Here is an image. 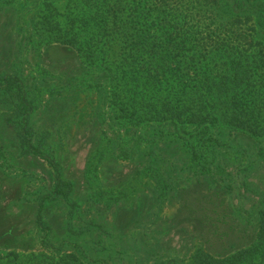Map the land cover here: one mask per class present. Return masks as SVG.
I'll use <instances>...</instances> for the list:
<instances>
[{
  "label": "rangeland",
  "instance_id": "1",
  "mask_svg": "<svg viewBox=\"0 0 264 264\" xmlns=\"http://www.w3.org/2000/svg\"><path fill=\"white\" fill-rule=\"evenodd\" d=\"M195 1L233 37L203 69L231 68L242 128L214 124L145 0H0V264H264V0H218L220 19Z\"/></svg>",
  "mask_w": 264,
  "mask_h": 264
},
{
  "label": "trees",
  "instance_id": "2",
  "mask_svg": "<svg viewBox=\"0 0 264 264\" xmlns=\"http://www.w3.org/2000/svg\"><path fill=\"white\" fill-rule=\"evenodd\" d=\"M218 0H204L205 5H210L208 8L204 9L205 12L208 10H211L212 14L216 18L220 17V11L218 10ZM145 5L147 7V13L149 15V18L153 22V25H155L156 29H158L159 32H161V46L166 47L167 49H170L172 52H175L174 56L172 57V60L176 59L177 56L184 57L191 54V57H187L186 64L188 65L185 70L187 73L194 74L195 76L199 77V82L205 77L207 79H203V86L205 84L207 86V92L212 97L211 101L213 102L212 109L214 110V113L220 114V117L215 116L213 119L214 124H223L228 123L229 125L233 126L234 128H242V124L240 126L241 117L237 114V111H239V108H234L233 112L231 111L232 107L228 104L226 105V97L229 94H232L236 92V90L239 88L238 83L234 79H232L231 74V68L230 67H214L212 69H209V71H205L203 69V61L206 59V55H208L207 59L209 58H223L221 55L223 52L230 50H233L231 43L229 40H231L232 36H227L226 41L216 39L220 38L219 36L221 34H228L222 33V28L218 26L215 31L212 29H207L206 26H204V20L200 22L202 18L196 17V12L202 11V9L198 8L194 5H196V1L192 0L191 4L192 7L185 6L184 0H145ZM255 8L256 12L262 13L260 17L257 19V25L258 28L264 32V7H252ZM140 9V8H139ZM57 11V10H56ZM141 13L144 12V10L140 9ZM203 12V11H202ZM148 18V19H149ZM116 19V17H115ZM149 19V20H150ZM220 19V18H218ZM217 19V20H218ZM212 23H216L214 20ZM151 28V26H150ZM218 32V37L215 36V34ZM202 35V37H200ZM234 35V34H233ZM237 34H235L236 36ZM239 39V35L235 38V40ZM215 40V42H213ZM203 42V43H202ZM261 42H264V39H261ZM68 43H70L68 41ZM216 43H219L221 47H217L220 51H216L213 48H210L211 45H216ZM208 46V47H207ZM231 46V47H230ZM211 50V51H208ZM92 58L94 55H92ZM200 58L201 60L195 61V58ZM195 61V62H194ZM180 65V63H177ZM181 66V65H180ZM181 71L179 72L178 68H175L172 70L171 75L175 77L176 79L180 78ZM199 75V76H198ZM7 78H11L7 76ZM217 79V80H216ZM209 80L210 82L206 81ZM163 110H165L166 115L170 114L171 118L173 120H180V118L184 114V107L180 106H174L169 102H164L162 105H160ZM148 106H145L144 103H137L136 106H133V111H135L134 115L137 116V118H140L142 115H146V108ZM158 106L156 104H151L149 112L152 114L154 112L155 115H157L158 112ZM203 108V107H202ZM204 109V108H203ZM243 110H246L244 107ZM30 111V107L27 108L26 113ZM25 124L27 123L26 119ZM21 126V133H20V139H21V147L24 148L25 144H28L25 140V135L23 132L25 130H28L26 128V125ZM250 133H254L253 131H249ZM25 139V140H24ZM58 181V180H57ZM59 183H57L58 186ZM41 215L38 217L39 225L42 226L41 221ZM256 243L257 245L262 244L264 246V211H262L260 222H259V230L256 234ZM245 251H240L234 255L233 258L230 259H216L211 258L209 256L204 255L203 261H207V264H229L232 259H235V261H239L244 258Z\"/></svg>",
  "mask_w": 264,
  "mask_h": 264
}]
</instances>
